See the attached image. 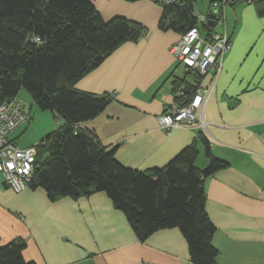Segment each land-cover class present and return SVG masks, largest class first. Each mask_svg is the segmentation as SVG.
<instances>
[{"label":"crops","instance_id":"1","mask_svg":"<svg viewBox=\"0 0 264 264\" xmlns=\"http://www.w3.org/2000/svg\"><path fill=\"white\" fill-rule=\"evenodd\" d=\"M93 2L103 21L124 17L141 24L145 33L121 44L77 83L80 91L113 97L81 127L93 131L106 148H117L119 163L139 171L164 167L192 144L200 151L197 165L204 169L209 160L200 135H205L213 155L230 164L204 182L206 210L216 227L215 264H264V17L246 1L230 5V14L224 8L222 32L229 35L231 49L199 112L207 126L167 131L157 117L177 103L175 82L194 83L171 52L181 35L160 29L163 7L150 0ZM25 112L28 121L10 135L21 148L38 144L54 130V120L64 124L51 111L53 121L47 119L39 133L34 103ZM24 135L28 139L20 141ZM18 238L26 242L24 259L36 264H193L178 228L141 242L103 192L51 201L41 188L14 192L0 173V246Z\"/></svg>","mask_w":264,"mask_h":264},{"label":"trees","instance_id":"2","mask_svg":"<svg viewBox=\"0 0 264 264\" xmlns=\"http://www.w3.org/2000/svg\"><path fill=\"white\" fill-rule=\"evenodd\" d=\"M195 2L163 7L160 29L184 35L200 27ZM249 3L264 17V0ZM217 27L205 26L209 31ZM144 33L141 24L124 17L103 21L93 0H0V105L25 89L38 108L64 120L36 144L31 189L45 190L51 201L103 192L141 242L160 230L178 228L193 264H215L216 227L206 210L204 182L230 164L213 155L208 138L200 135L209 160L204 169L197 165L200 151L192 144L164 167L139 171L119 163L117 148H106L93 131L81 127L99 116L113 97L80 91L77 83L121 44L136 42ZM187 74L194 83L187 96L176 97L179 104L203 80L197 73ZM182 82L186 80L175 82V92ZM25 247L21 238L0 246V264H36L24 259Z\"/></svg>","mask_w":264,"mask_h":264},{"label":"built area","instance_id":"3","mask_svg":"<svg viewBox=\"0 0 264 264\" xmlns=\"http://www.w3.org/2000/svg\"><path fill=\"white\" fill-rule=\"evenodd\" d=\"M165 7L180 4L184 0H150ZM238 0H215L207 16H199V26L191 28L181 35L172 46L171 52L175 59L185 67L186 71L203 76V80L210 77L209 83L201 84L194 89L193 96L185 104H174L157 117L158 125L171 131L179 127H192L200 124L206 128V122L199 116V112L206 106L222 72L224 55L231 49V39L226 31H209L211 21L217 25L225 23L221 7L225 8ZM251 2L252 0H244ZM185 86L178 87L176 97H185ZM22 102L18 98L8 100L0 105V173L5 184L14 192L20 193L29 187L33 179L34 166L37 158L36 145L21 148L10 135L28 121Z\"/></svg>","mask_w":264,"mask_h":264},{"label":"rangeland","instance_id":"4","mask_svg":"<svg viewBox=\"0 0 264 264\" xmlns=\"http://www.w3.org/2000/svg\"><path fill=\"white\" fill-rule=\"evenodd\" d=\"M195 1H196L195 2L196 15L207 16L209 14V12H208L209 8H210L211 4L214 3V0H195ZM227 6H228V13L230 14V12H231V8L230 7L231 6L230 5H227ZM216 30L222 31L223 30V26L221 24H219L218 27L216 28ZM18 98L22 102L23 107L25 109L26 108L29 109V107L32 105V103H34L32 98H31V96L29 95V93L25 89H22L20 91ZM34 108L37 111V116L35 118V122L34 123H35L36 129L38 130V132L41 133L43 126H45V127L48 126L47 123H46L47 119H49V121H51L52 120V116L51 115H54V114L51 111H43V110H41L35 104H34ZM54 123H55L54 130L59 128V126L62 125V123L60 125V121L57 122L56 120H54ZM27 137L28 136L24 135L22 137V140H20V141H26L28 139Z\"/></svg>","mask_w":264,"mask_h":264},{"label":"water","instance_id":"5","mask_svg":"<svg viewBox=\"0 0 264 264\" xmlns=\"http://www.w3.org/2000/svg\"><path fill=\"white\" fill-rule=\"evenodd\" d=\"M216 24L217 23L215 21H211L210 22V25H212V26H216ZM184 91H185L186 94H189L190 91H191V86L190 85L185 86Z\"/></svg>","mask_w":264,"mask_h":264}]
</instances>
